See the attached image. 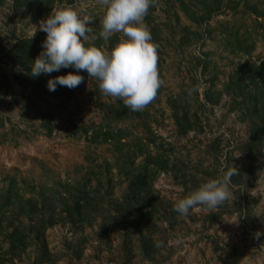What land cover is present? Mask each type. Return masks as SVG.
<instances>
[{"label":"rangeland","instance_id":"1","mask_svg":"<svg viewBox=\"0 0 264 264\" xmlns=\"http://www.w3.org/2000/svg\"><path fill=\"white\" fill-rule=\"evenodd\" d=\"M66 6L97 40L98 0H0L2 264H264V0H152L163 83L137 112L92 77L71 98L15 78L17 42L42 44L40 22ZM234 166L224 204L173 211Z\"/></svg>","mask_w":264,"mask_h":264},{"label":"clouds","instance_id":"2","mask_svg":"<svg viewBox=\"0 0 264 264\" xmlns=\"http://www.w3.org/2000/svg\"><path fill=\"white\" fill-rule=\"evenodd\" d=\"M98 3L103 8L99 36L105 42L119 36L111 50L89 43L91 16H82L72 6L62 7L39 24L38 30L46 33V37L43 50L30 65V75L37 78L62 68L74 69L47 80V90L54 92L57 86L69 90L79 87L84 82L80 73L86 72L98 80L103 95L121 100L133 112L142 111L156 98L163 83L158 74L156 47L143 23L152 0H98ZM237 174L234 166L222 177L207 180L175 201L173 211L186 216L196 206L210 210L221 206L229 199V184ZM254 235L259 239L264 233Z\"/></svg>","mask_w":264,"mask_h":264},{"label":"trees","instance_id":"3","mask_svg":"<svg viewBox=\"0 0 264 264\" xmlns=\"http://www.w3.org/2000/svg\"><path fill=\"white\" fill-rule=\"evenodd\" d=\"M70 1L72 3L73 0H70ZM103 41H104L103 38L99 37L97 40L90 41L89 43H94L96 46L103 48V45H102ZM41 51H42V44L37 39V37H33L31 39H27V38L20 39L17 42V44L15 45L14 57L18 58L21 68H18L14 71L15 78L22 80V81L23 80L26 81L28 84V87L32 88L31 90L35 93L55 96V97L61 96V97L71 98L73 93L78 89V87L75 89L69 90L66 87L57 86L54 92H49L47 90L46 83L48 79L54 78L57 75H63L66 72L74 71V69L62 68L60 69L59 72H53L50 75L42 74L37 78L31 77L30 65L32 61L40 54ZM80 74L83 76L84 79L89 77L86 72H81ZM40 114L43 119L42 127L46 128L48 133H50L52 130V124H51L50 117L44 111H40ZM261 120L264 122V114L261 116ZM191 129H192V126H189L187 128H184V131H188ZM105 139L106 141H108V136H106ZM147 179H148V174L146 172L137 173L136 175L132 177L130 189L139 190L141 188H144L147 182ZM80 207L85 208V206H80ZM0 264H2L1 259H0Z\"/></svg>","mask_w":264,"mask_h":264}]
</instances>
